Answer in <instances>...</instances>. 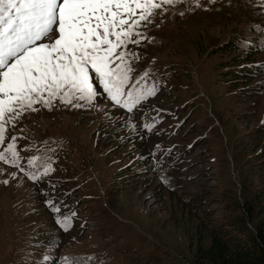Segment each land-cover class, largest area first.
<instances>
[{
	"label": "rangeland",
	"instance_id": "1",
	"mask_svg": "<svg viewBox=\"0 0 264 264\" xmlns=\"http://www.w3.org/2000/svg\"><path fill=\"white\" fill-rule=\"evenodd\" d=\"M262 3L157 9L127 46L129 88L155 89L131 112L98 94L91 105L38 103L8 122L0 152L15 142L20 160L0 161V264H195L185 224L257 235L264 74L233 88L222 75L233 54L217 48L254 45L264 65Z\"/></svg>",
	"mask_w": 264,
	"mask_h": 264
},
{
	"label": "snow or ice",
	"instance_id": "2",
	"mask_svg": "<svg viewBox=\"0 0 264 264\" xmlns=\"http://www.w3.org/2000/svg\"><path fill=\"white\" fill-rule=\"evenodd\" d=\"M173 3L0 0V145L5 141V125L38 103L50 106L59 99L91 105L98 94H106L131 112L153 95L154 88H129L132 67L127 57L134 54L127 46L139 42L134 39L142 36L138 29L151 22L157 9ZM96 81L103 93L98 92ZM35 159L29 164L35 166ZM19 160L15 142L0 152L4 163L19 167ZM51 170L45 166L42 175ZM28 175L37 179L35 173ZM54 211L60 210L54 207ZM57 222L67 229L70 221L64 217ZM64 264H71L69 258H64Z\"/></svg>",
	"mask_w": 264,
	"mask_h": 264
},
{
	"label": "trees",
	"instance_id": "3",
	"mask_svg": "<svg viewBox=\"0 0 264 264\" xmlns=\"http://www.w3.org/2000/svg\"><path fill=\"white\" fill-rule=\"evenodd\" d=\"M240 46L245 47L239 51ZM218 49L233 54L222 67L223 79L234 84L233 88L249 84L250 78L264 74V65L253 60L257 52L254 45H241L236 40L229 45L223 43ZM258 160L263 163L264 156ZM183 229L195 253V264H264V222L259 226L257 235L246 239L223 226L208 227L191 222Z\"/></svg>",
	"mask_w": 264,
	"mask_h": 264
}]
</instances>
